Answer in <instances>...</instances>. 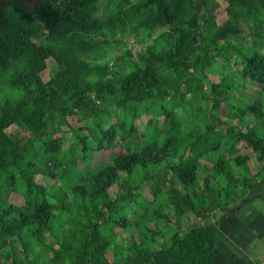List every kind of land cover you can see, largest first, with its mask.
<instances>
[{"label": "trees", "instance_id": "16d2710c", "mask_svg": "<svg viewBox=\"0 0 264 264\" xmlns=\"http://www.w3.org/2000/svg\"><path fill=\"white\" fill-rule=\"evenodd\" d=\"M98 1L0 0V183L7 192L18 191L24 198L21 205L0 199V255L4 257L0 264H119L122 258L130 264H213L219 220H210L208 214L222 206L223 199L238 201L264 185V111L256 99L252 105L236 109L237 124H227L222 130L211 121L202 130L183 134L176 114L162 101L190 94L188 100L193 105L200 97H210L215 111L220 103H231L228 94L232 85L223 79L207 80L208 92L204 90L205 67L210 62L204 57L220 55L218 42L229 26L239 20H263L264 0H225L228 17L222 24L216 21L218 4L214 0H106L105 17L96 13ZM155 31L158 36L144 50H137L136 57L130 48H124L109 63L112 48L125 45L122 36L132 32L143 41L142 32L148 37ZM167 34L174 40L164 46ZM259 39L262 42L263 36ZM211 49H216V54H210ZM48 57L55 60L57 68L44 81L40 72ZM242 61V76L263 90L264 54L255 48ZM157 100L170 124L163 144L154 129L143 150L117 155L106 168L85 167L75 173L72 162L60 169L66 188L77 189L83 196L86 190L91 198L70 211L67 226L56 233L52 228L54 203L47 194L61 199L65 190L36 182L34 174H43V162L48 169L45 174L55 175L49 170L57 161L49 155L58 147L66 118L78 115L87 122V134L96 142L81 150L80 155L87 157L94 150L110 149L115 141L134 140L137 132L132 119ZM248 110L257 121L253 125L242 119ZM112 113L116 121H111ZM12 125L30 131L31 138L12 137L6 131ZM163 128L156 132L163 133ZM237 140L246 142L262 161L257 178H244L240 189L232 174L219 187L206 180L194 196L177 188L175 177L193 184L197 158L206 151L220 150L216 162L220 171L219 164L236 150ZM167 157L174 159L171 165H162ZM136 168L150 184L153 199H144L128 184ZM168 169L174 171L172 178ZM120 172L126 174L120 182L121 191L111 198L107 186L119 179ZM168 183L166 201L173 210L193 212L200 223L174 232L168 244L132 245L128 254L118 252L110 260L107 250L121 248L113 246L114 228L126 225L127 213L135 211L134 206L147 210L158 190ZM239 207L223 206L222 213ZM26 227L32 229L37 249L24 239L19 240V249L15 236ZM48 229L58 238L57 247L42 240Z\"/></svg>", "mask_w": 264, "mask_h": 264}, {"label": "rangeland", "instance_id": "374dc122", "mask_svg": "<svg viewBox=\"0 0 264 264\" xmlns=\"http://www.w3.org/2000/svg\"><path fill=\"white\" fill-rule=\"evenodd\" d=\"M106 0H99L96 13L105 17L104 4ZM218 5L215 8L216 21L218 24H222L228 17L225 6V0H214ZM200 1L197 2V7H200ZM204 11L203 7H200V14ZM168 30V29H166ZM159 31L153 32L150 36L145 37V34H140L143 41H138L136 35L132 32L122 36L124 44L114 46L112 53L109 56V63L114 59V56L120 54L124 48H130L133 57H136L137 50H144L148 43H152L158 36ZM260 36H263L264 41V19L261 21L252 20H239L235 24L229 26L224 33L222 39L219 40L221 44L220 49L222 50L220 55L216 57H204L205 60H209L205 67L206 78L204 79V90L208 92L207 80L211 82H218L224 80L232 85L229 96L232 97L231 103L225 104L220 103L217 111L211 106V98L208 100L199 98L196 104H193L188 100L190 94L186 96H175L173 99L167 98L162 101V104H166L169 110L177 116V125L180 132L186 134L191 129H204V125L207 122L214 121L215 125L224 130L227 124H237L239 119L237 116L236 109L247 107L259 100L260 109L264 111V89L259 90L256 83L242 76L239 71L243 64V56L250 54V52L259 48L264 54V45L260 41ZM167 40L163 41L164 46H169V42H173V38L166 35ZM228 48V49H227ZM222 52L228 56H223ZM210 54H216V49H211ZM200 54V53H199ZM57 65L52 57L46 59V66L40 72V75L44 81L50 78ZM192 71V68L190 69ZM210 96V95H209ZM159 100L150 102L148 105L149 110L143 109L140 115H137L132 119V123L135 125L137 137L134 140L123 139L115 141L110 149H100L92 151L90 156L82 157L81 150L84 146L90 148L89 145L96 144L91 134L88 133V127L85 125L87 122L82 120L78 115L68 116L67 123L62 125L63 132L62 138L58 141V147L55 150L50 151L52 155L50 157L57 161V165L54 169L49 171L55 172V175L45 174L48 170L44 168V163L40 162L41 168H43V174L37 172L34 174V180L38 183H44L48 188L52 190L58 186L65 190V195L59 199L52 193L47 194V199L54 203L52 209V228L56 233H60V229L67 226V217L70 211L78 210L82 207L84 202L90 200L91 196L85 190L83 196L77 189L66 188L64 185L62 174L60 169L63 166L71 164L73 171L78 173L85 167L94 169L97 167L106 168L112 164L114 158L117 155L129 154L132 152H138L144 149L147 142H150L151 133L160 128H163V133L155 131V135L158 137L159 144L165 142V132L170 127L168 121L163 112L159 109ZM213 112H217V115L212 116ZM111 121H116V115L111 114ZM243 121L249 125L255 124L257 121L254 114L248 110L244 112L242 116ZM6 131L14 138L20 140H27L31 138V132L22 129L16 125H12L6 129ZM143 132V133H142ZM84 135V139L81 136ZM84 150V149H83ZM220 150L214 149L204 152L197 158L194 171V182L192 185L184 184L182 181L175 177V185L179 190L183 192H189L192 196L201 192V188L204 186L205 181L209 180L213 186H222L226 183L228 175L232 174L237 180V189L242 187V181L244 178H251L252 180L257 178L258 170L263 164L256 152L243 140L236 141V150L230 153L225 161H222L219 166L222 168L218 170L216 162H218L220 156ZM171 157L164 159L161 164H169L172 162ZM178 161V160H177ZM174 171L168 169V176L172 178ZM124 172H120L119 179L110 183L107 186L108 195L111 198L117 197L121 191L120 182L125 177ZM142 173L136 168L130 177L131 187L139 192V196L144 199L151 200L154 198L153 193L150 189V184L147 180H142ZM68 180V179H67ZM66 180V181H67ZM85 188L90 192L87 184H84ZM168 185L158 190L156 200L148 205L147 210H143L141 206L136 205L135 211H129L127 213L126 225H117L114 229V245H119L121 248L114 250L110 247L106 255L110 260H113L114 255L120 252V255H126L131 251L132 245L140 246L146 244L149 247H158L160 244H168L171 235L176 231H184L188 226L200 223L201 219L195 216L193 212L178 213L173 210V206L166 200L168 194L165 189ZM139 188V190H137ZM253 191H249L241 199L235 202H231L228 199L222 200V206H218L211 210L208 214L210 220L222 221L223 215L222 208L227 206L232 208L237 204H242L245 198L252 196ZM263 193V194H262ZM264 196V191H261ZM0 199L5 201L7 204L21 205L24 203L22 194L18 191H6L0 183ZM35 228V227H34ZM42 240L47 242L51 246L57 247L58 238L49 229L42 233ZM36 238V237H35ZM32 235V229L26 227L23 231L15 236V241L18 244L19 249L22 248L21 239L29 241L31 245H35L37 249V243ZM20 240V241H19ZM119 250V251H118ZM3 256L0 255V260H3ZM119 264H130L124 258L120 259ZM251 264H259L257 262Z\"/></svg>", "mask_w": 264, "mask_h": 264}, {"label": "crops", "instance_id": "0c3cea01", "mask_svg": "<svg viewBox=\"0 0 264 264\" xmlns=\"http://www.w3.org/2000/svg\"><path fill=\"white\" fill-rule=\"evenodd\" d=\"M264 185L218 222L213 264H264Z\"/></svg>", "mask_w": 264, "mask_h": 264}]
</instances>
